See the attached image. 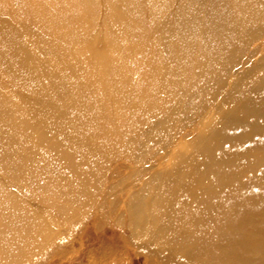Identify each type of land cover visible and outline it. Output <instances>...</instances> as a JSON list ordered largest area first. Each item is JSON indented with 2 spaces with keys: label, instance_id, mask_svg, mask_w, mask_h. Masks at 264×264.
Returning a JSON list of instances; mask_svg holds the SVG:
<instances>
[{
  "label": "rangeland",
  "instance_id": "374dc122",
  "mask_svg": "<svg viewBox=\"0 0 264 264\" xmlns=\"http://www.w3.org/2000/svg\"><path fill=\"white\" fill-rule=\"evenodd\" d=\"M188 1L0 0V225L21 228L1 238L8 241L21 230L25 237L33 234L35 250L31 246L22 258L32 256L28 264H146V256L116 228H96L86 225L83 218L74 219L68 212L71 202L78 194L77 202L87 206L80 193L104 190L114 166V176L129 180L131 175L134 179L141 175L134 171L139 162L155 160L162 169L169 160H204L208 150L196 146L199 139L193 138L206 123L223 119L220 111L225 118L232 111L233 117L258 128L254 135L242 132L215 141L227 150L233 146L228 170L233 173V235L264 240V202L260 200L264 196V38L251 39L252 32L264 29V20L251 21L254 14L264 15V5L225 1L221 9L226 25L219 29L218 39L213 45L198 47L200 54L213 56L211 70L196 76L186 61L174 79L175 94L142 98L149 96V82L156 74H166L167 92L172 89L173 78L167 74L174 60L182 58L179 47L197 41L195 34H180L204 30L202 22L206 15L212 16L208 5L196 20ZM125 21L131 23L129 33L118 29L125 27ZM125 40H131L132 46L123 58L118 51L126 50ZM5 52L16 58L9 59ZM127 64L134 68L129 74L124 72ZM100 71L102 88L95 81ZM51 75L61 80L56 88H52ZM113 77L126 84L130 78L132 85L128 83L124 90L134 98L136 111L134 119L123 125L121 137L114 133L115 139L107 138L113 134L110 125L95 115L100 103L118 88L120 82L113 84ZM84 101L93 103L91 113L79 107ZM202 105L208 109L186 124L198 114L197 108L203 110ZM192 150L199 152L196 158L187 156L186 151ZM218 171V177H223ZM38 206H44L59 236L43 239L37 235L34 214ZM61 213L57 222L54 218ZM28 221L31 231L23 225ZM235 242L233 238V264H241ZM38 248L44 251L41 257L36 256Z\"/></svg>",
  "mask_w": 264,
  "mask_h": 264
},
{
  "label": "bare ground",
  "instance_id": "6f19581e",
  "mask_svg": "<svg viewBox=\"0 0 264 264\" xmlns=\"http://www.w3.org/2000/svg\"><path fill=\"white\" fill-rule=\"evenodd\" d=\"M122 1L127 2L128 0ZM206 1H188L192 6L190 14L196 20L203 13L202 9L208 8V5H210L209 8L212 10L208 8L207 13H212V16L206 15V20L202 22L203 26L205 25L206 27L204 30L198 28V30L180 34L182 36L188 35V37L190 34H195L197 36V46L179 47L178 51L182 58L178 57V59L174 60L175 62L170 66L171 69L168 70L167 74L173 78L172 89L167 92L168 89L166 88L168 87L163 82L166 74H156L151 78L152 81L149 82L151 87L149 96L142 95L143 99L146 100L147 97L164 99L169 94H175L177 84L174 79L184 70L186 61L189 70L196 76L206 73L208 68L211 70L213 56H210L208 53L200 54L201 52L198 47L203 43L204 45H213L218 39L219 29L221 26L226 25L225 23L222 24L225 13L222 12L223 8L221 9V6L228 0H216L211 4L208 3V0ZM245 1L248 5H254L257 1L264 5V0ZM36 13L39 14V12ZM36 13L32 14L34 18L37 17ZM181 14L184 13L181 12ZM263 20V14H254L251 17L252 23ZM0 27L2 28L3 26L0 25ZM118 29H123V32L129 33L132 29L131 23L125 21V27ZM112 32L108 33L113 35ZM251 37V39L255 40L264 38V29L259 32H252ZM248 41H245L244 44H247ZM117 43L120 44L121 41ZM124 43L126 50L123 53L118 51L120 53L119 56L123 58L129 55L128 46H132V41L125 40ZM163 45L166 51L171 54L172 51L168 50V48H171L169 44L164 42ZM7 49L10 51L13 48ZM16 49L27 52L25 49L17 47ZM5 53L9 59L16 58L14 54ZM200 57L204 59L200 61ZM61 64L62 61L59 65ZM132 68H130V71L127 64L124 67V72L128 71V74L133 72ZM59 71L62 70L59 69ZM62 72L59 73L61 80ZM101 75L95 80L99 88H102L104 84V74L102 77ZM61 80L51 75L50 81L54 86L52 88H56ZM111 80L113 84L119 80L120 83H116L118 84V88L112 96L105 98V102L100 103L102 107L97 108L98 114L95 115L102 119L103 124L110 125L113 134L111 136L107 134V138L115 139L114 133H118V136L121 137L123 125L134 119L136 111L134 98L124 90L126 89V85H132L130 78L127 84L120 77L118 79L117 77H113ZM39 99H42V97ZM79 107L86 108L90 112L93 103L84 101L80 103ZM201 109L203 110L197 108L198 114L195 115V118H190L191 121L188 123H186V118H183L182 121L189 124L208 108L202 105ZM67 114L69 115V111H67ZM226 115L227 118H225L224 112L220 111L219 116H224L225 119L218 118L215 121L206 123V128L193 138V140L199 139V143L196 146H201L202 149L208 150L207 152L205 151L204 160H169L168 167L162 169L156 167L155 160L139 162L140 164L137 163L138 167L134 171L141 175L135 179L131 175V179L129 180H123V178L114 176V171L117 168L114 166L111 170L113 176L110 175L105 183V187L103 185L104 190L102 188L101 190H97L96 193L92 192L87 195L80 193L86 197L84 204L86 203L87 206L77 202L78 194L75 195L74 198L77 199L71 202L74 204L70 206L68 212L71 211L75 215L74 219L80 220L83 218L86 225L92 224L96 228L103 229L116 228L122 233V237H129L131 244L137 248V252H142L144 257L146 256V264H233V238L236 240V247H240V251L237 252L236 256L239 263L264 264L263 239L255 238L247 240L243 234L234 233L233 235V173H231L232 175L228 173L231 170L230 166L232 164V159L229 158V151L233 152V146L230 150H227L218 141H215V138L223 136L231 137V135L233 137V134L242 132L254 135L257 133L258 128L247 120H239L233 117L232 111ZM92 116L95 118L94 115ZM233 122H236L237 125H233ZM68 125L70 126V123ZM189 146L186 148L188 149ZM186 154L187 156L196 158L199 152L195 153L192 150L186 151ZM92 161L96 164L95 160ZM106 161L110 162L112 160ZM218 170L222 171L223 177H218ZM13 196L17 198L16 195ZM260 200L264 202V196ZM226 207L230 208L229 211L226 210ZM35 210L36 213L34 215L38 223L35 225L37 226V235L44 237L43 239L45 237L55 238L59 236L61 232L55 228L54 222L52 223L51 219L44 212V206H38ZM61 216H63L62 213L54 219L58 222ZM26 217L30 219L29 216ZM10 219L11 216L7 217L6 222ZM23 225L29 231L33 228L32 223L29 221L26 225ZM19 229L21 228L17 224H12L10 227L0 225V264H28L33 262L34 258L32 256H28L26 260H22L28 249L31 246L33 248L37 243L32 242V238H34L33 234H27L25 237L21 230L19 234L12 233L14 234L12 239L5 242L2 241L1 236L3 234L6 235L9 231L14 232ZM25 230L23 229V231ZM255 233L256 235L260 234L256 230ZM39 250L36 252L37 257H41L44 254L43 249ZM242 259H245L244 262ZM36 264H39V262H36Z\"/></svg>",
  "mask_w": 264,
  "mask_h": 264
}]
</instances>
